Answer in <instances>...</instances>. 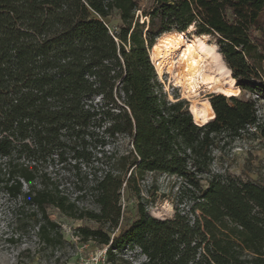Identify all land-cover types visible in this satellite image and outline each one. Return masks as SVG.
<instances>
[{
  "label": "trees",
  "instance_id": "trees-1",
  "mask_svg": "<svg viewBox=\"0 0 264 264\" xmlns=\"http://www.w3.org/2000/svg\"><path fill=\"white\" fill-rule=\"evenodd\" d=\"M119 20L111 31L105 18ZM168 34L215 43L236 85L255 96L211 93L199 121L185 99H169L150 60ZM264 0H0V174L6 194L40 216L49 241L54 207L75 219L77 235L107 246L110 264H264V184L212 171L215 151L253 128L264 134ZM194 117V119H193ZM119 137L126 149L105 148ZM80 207L51 180L48 167L90 160ZM164 173L180 179L173 215L149 214L137 179ZM205 181L203 187L201 182ZM39 182V187H36ZM137 200V216L112 237L121 192Z\"/></svg>",
  "mask_w": 264,
  "mask_h": 264
},
{
  "label": "rangeland",
  "instance_id": "rangeland-1",
  "mask_svg": "<svg viewBox=\"0 0 264 264\" xmlns=\"http://www.w3.org/2000/svg\"><path fill=\"white\" fill-rule=\"evenodd\" d=\"M149 1L140 0L142 5H147ZM104 21L111 31L117 30L119 20L115 15L105 18ZM207 38L209 43H213L209 37ZM151 49L150 60L155 66L159 80L169 95V99L174 100L173 96L185 99L191 109L193 104L203 99L208 100L209 94L218 93L205 86L195 94L185 92L182 87L175 84V76L168 71L166 65L158 68L152 57ZM178 57L177 52L173 57L175 67ZM220 58L222 59L221 55ZM218 61L217 57L212 59L214 68L220 64ZM222 62L225 64L223 59ZM234 83L236 84L235 81ZM230 95L255 98L240 88L237 92L225 96ZM257 106L259 116L264 121V100L259 99ZM211 117L210 115L209 119ZM128 145V138L119 137L105 150H113L116 147L124 150ZM91 152L93 156L90 160H74L69 155L64 165L53 163L48 167L50 175L47 176L53 181H59L60 187L71 198L78 199L77 203L80 207L97 209L90 197L81 196L82 192L80 191L84 187L83 182L90 179L88 172L96 169L98 165L95 158L99 157V154H96L94 148ZM214 155L213 172L231 174L239 176L243 180H255L264 184V134L261 135L250 128L248 132H244L241 137L235 139L231 145L216 150ZM5 182L6 175L0 174V264H78L81 257L89 255L100 247L91 240L82 242L76 232L80 226L96 228L98 225L95 222L67 217L54 207H48L46 212L56 227L49 230V241H42L38 235L40 216H35L38 213L37 210L33 206H21V198H10L5 192ZM137 184L140 188L142 201L150 215L157 218H169L173 215L174 196L180 186L179 178L164 173H146L137 179ZM35 185L36 187L40 186L39 182H36ZM201 185L205 187L206 182L202 181ZM120 203L122 214L118 227L111 231L112 237L119 235L137 216V200L125 188L121 192ZM124 254L127 259H132L134 264L145 260L136 247L128 249Z\"/></svg>",
  "mask_w": 264,
  "mask_h": 264
},
{
  "label": "bare ground",
  "instance_id": "bare-ground-1",
  "mask_svg": "<svg viewBox=\"0 0 264 264\" xmlns=\"http://www.w3.org/2000/svg\"><path fill=\"white\" fill-rule=\"evenodd\" d=\"M207 37L200 35L188 40L183 35H164L152 47V57L159 69L167 66L175 76V84L187 93L195 94L204 86L224 95L237 92L239 87L234 83L230 69L222 62L216 44L209 43ZM177 52L179 57L175 67L173 57ZM214 57L220 62L215 68L212 64ZM190 110L192 116L201 122L210 117V105L206 99L193 104Z\"/></svg>",
  "mask_w": 264,
  "mask_h": 264
},
{
  "label": "built area",
  "instance_id": "built-area-1",
  "mask_svg": "<svg viewBox=\"0 0 264 264\" xmlns=\"http://www.w3.org/2000/svg\"><path fill=\"white\" fill-rule=\"evenodd\" d=\"M106 251L107 246H100L89 255L81 257L78 264H110Z\"/></svg>",
  "mask_w": 264,
  "mask_h": 264
},
{
  "label": "water",
  "instance_id": "water-1",
  "mask_svg": "<svg viewBox=\"0 0 264 264\" xmlns=\"http://www.w3.org/2000/svg\"><path fill=\"white\" fill-rule=\"evenodd\" d=\"M190 110V109H189ZM190 112H191V110H190ZM191 114H192V112H191Z\"/></svg>",
  "mask_w": 264,
  "mask_h": 264
}]
</instances>
